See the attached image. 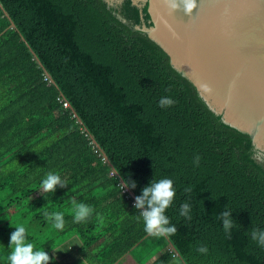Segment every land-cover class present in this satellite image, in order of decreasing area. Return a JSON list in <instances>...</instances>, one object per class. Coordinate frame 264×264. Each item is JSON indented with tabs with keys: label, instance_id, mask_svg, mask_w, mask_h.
Segmentation results:
<instances>
[{
	"label": "trees",
	"instance_id": "16d2710c",
	"mask_svg": "<svg viewBox=\"0 0 264 264\" xmlns=\"http://www.w3.org/2000/svg\"><path fill=\"white\" fill-rule=\"evenodd\" d=\"M147 7L0 0V264L17 225L50 264H118L127 254L138 264H264L250 235L264 230V162L250 136L223 123L134 29L152 25ZM162 97L175 104L159 107ZM48 172L67 187L43 192ZM163 178L176 190L165 214L178 231L153 238L133 205ZM126 179L136 188L122 190ZM73 199L94 209L86 222H73ZM185 202L190 221L180 215ZM44 209L65 213L63 231ZM226 209L230 238L219 218Z\"/></svg>",
	"mask_w": 264,
	"mask_h": 264
},
{
	"label": "water",
	"instance_id": "95a60500",
	"mask_svg": "<svg viewBox=\"0 0 264 264\" xmlns=\"http://www.w3.org/2000/svg\"><path fill=\"white\" fill-rule=\"evenodd\" d=\"M131 1L147 2L152 21L134 29L167 53L223 123L250 136L264 162V0H196L187 15L165 0Z\"/></svg>",
	"mask_w": 264,
	"mask_h": 264
},
{
	"label": "clouds",
	"instance_id": "9594fccd",
	"mask_svg": "<svg viewBox=\"0 0 264 264\" xmlns=\"http://www.w3.org/2000/svg\"><path fill=\"white\" fill-rule=\"evenodd\" d=\"M165 4L173 11L182 10L186 15L191 14L193 9L197 6L196 0H165ZM175 104V100L171 97H162L159 100V107L168 108ZM201 157L194 156L193 164L198 167ZM122 190L127 187L131 189L136 188V182L131 180H124L121 184ZM66 188L67 181L62 180L59 174L48 172L40 184L43 192L55 193L57 188ZM186 193H191L190 187L185 188ZM176 196V190L173 186V181L168 178L160 179L159 181L152 180L150 184L142 189V194L135 197L133 207L139 213V218H142L144 224V231L148 236L153 238L171 237L178 231L177 227L170 223L168 216L165 214L166 210L173 205ZM70 214L73 216L74 223L86 222L94 212V209L86 203L77 202L73 199L71 201ZM191 206L189 203H182L180 206V215L187 220H191L190 215ZM44 218L51 224L52 228L58 231H63L65 228V213L62 211L49 212L47 209L43 210ZM222 221L223 230L231 237V230L235 227V222L230 210H224L219 217ZM101 219L102 217H99ZM15 231L10 235L9 246L11 252L7 256V264H50L52 259L47 251L36 249L35 245L28 240V233L26 227L23 225L13 226ZM251 239L257 243L258 246L264 248V230L253 229L250 233ZM197 252L206 255L209 251L207 246H198Z\"/></svg>",
	"mask_w": 264,
	"mask_h": 264
},
{
	"label": "rangeland",
	"instance_id": "374dc122",
	"mask_svg": "<svg viewBox=\"0 0 264 264\" xmlns=\"http://www.w3.org/2000/svg\"><path fill=\"white\" fill-rule=\"evenodd\" d=\"M57 254V253H56ZM133 256L131 255V254H127L125 257H124V259L121 261V262H119L118 264H138L136 261H135V259L133 258Z\"/></svg>",
	"mask_w": 264,
	"mask_h": 264
},
{
	"label": "crops",
	"instance_id": "0c3cea01",
	"mask_svg": "<svg viewBox=\"0 0 264 264\" xmlns=\"http://www.w3.org/2000/svg\"><path fill=\"white\" fill-rule=\"evenodd\" d=\"M132 258V257H131ZM133 259V258H132Z\"/></svg>",
	"mask_w": 264,
	"mask_h": 264
}]
</instances>
